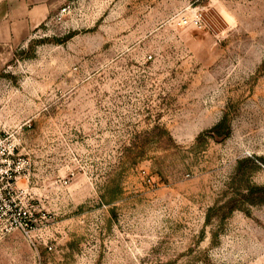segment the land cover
Returning a JSON list of instances; mask_svg holds the SVG:
<instances>
[{
    "label": "rangeland",
    "instance_id": "obj_1",
    "mask_svg": "<svg viewBox=\"0 0 264 264\" xmlns=\"http://www.w3.org/2000/svg\"><path fill=\"white\" fill-rule=\"evenodd\" d=\"M66 5L0 49V135L48 221L0 264H264V0Z\"/></svg>",
    "mask_w": 264,
    "mask_h": 264
},
{
    "label": "built area",
    "instance_id": "obj_2",
    "mask_svg": "<svg viewBox=\"0 0 264 264\" xmlns=\"http://www.w3.org/2000/svg\"><path fill=\"white\" fill-rule=\"evenodd\" d=\"M70 10V5L62 7L56 21H62ZM181 23L196 28L208 25L199 11L194 12L190 18L182 19ZM19 146L14 134L0 135V242L18 232L31 245L36 246L40 238L33 233L41 230L43 223L48 221L47 216H39L40 212L28 188L19 186V181L28 179L31 169L29 159L18 153Z\"/></svg>",
    "mask_w": 264,
    "mask_h": 264
},
{
    "label": "crops",
    "instance_id": "obj_3",
    "mask_svg": "<svg viewBox=\"0 0 264 264\" xmlns=\"http://www.w3.org/2000/svg\"><path fill=\"white\" fill-rule=\"evenodd\" d=\"M68 0H0V49L22 47Z\"/></svg>",
    "mask_w": 264,
    "mask_h": 264
},
{
    "label": "trees",
    "instance_id": "obj_4",
    "mask_svg": "<svg viewBox=\"0 0 264 264\" xmlns=\"http://www.w3.org/2000/svg\"><path fill=\"white\" fill-rule=\"evenodd\" d=\"M226 122H227L226 119H223L220 123H218L217 125H215L211 129L202 132L198 136L197 142L202 141L204 139V137H206V136H210V137H213V138H218V137H222L223 135H225V137H228V131H229L228 129L229 128L227 127V123ZM260 160L263 161V159H260ZM110 202H108V203H110Z\"/></svg>",
    "mask_w": 264,
    "mask_h": 264
}]
</instances>
